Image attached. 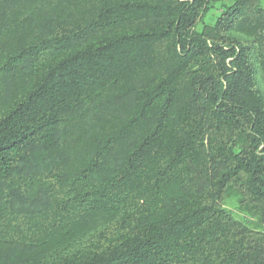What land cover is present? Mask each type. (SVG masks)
<instances>
[{"label": "trees", "instance_id": "trees-1", "mask_svg": "<svg viewBox=\"0 0 264 264\" xmlns=\"http://www.w3.org/2000/svg\"><path fill=\"white\" fill-rule=\"evenodd\" d=\"M0 264H264V0H0Z\"/></svg>", "mask_w": 264, "mask_h": 264}]
</instances>
